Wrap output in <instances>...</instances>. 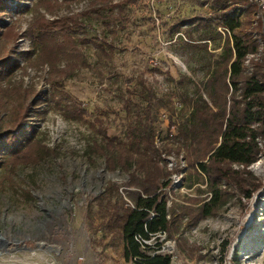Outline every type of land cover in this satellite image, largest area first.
I'll use <instances>...</instances> for the list:
<instances>
[{"label":"rangeland","instance_id":"1","mask_svg":"<svg viewBox=\"0 0 264 264\" xmlns=\"http://www.w3.org/2000/svg\"><path fill=\"white\" fill-rule=\"evenodd\" d=\"M52 1H0V264H137L124 257L119 216L132 205L129 173H144L135 163L130 172L108 165L100 150L107 139L126 143L128 123L149 101L162 153H142L144 176L171 170V223L148 251L160 244L172 264H264V138L250 174L221 179L220 209L197 220L209 177L184 149L168 152L173 122L192 96H205L226 43L212 0L125 1L116 20L94 0ZM247 1L235 0L232 14L242 21L234 33L260 44L249 72L264 56V0ZM84 11L65 50L61 34H41L43 18ZM19 124L27 135L9 147L4 139Z\"/></svg>","mask_w":264,"mask_h":264},{"label":"trees","instance_id":"2","mask_svg":"<svg viewBox=\"0 0 264 264\" xmlns=\"http://www.w3.org/2000/svg\"><path fill=\"white\" fill-rule=\"evenodd\" d=\"M0 1L3 8L7 7L3 0ZM70 1L52 2L62 6ZM113 1L93 2L108 5L111 19L116 20L126 9L125 1L134 0H120L115 3ZM234 3L235 0L211 2V6L217 9L211 13L216 19V25L228 33L226 43L204 83L205 96L203 93L192 96L189 100L190 109L182 114L178 121L173 122L174 125L176 123L173 139L177 145L168 148V152L176 150L178 153L184 149L188 164L209 177L210 196L196 208L195 220L208 217L220 209L222 196L219 181H231L238 173L249 175L247 168L256 162L263 152L260 139L264 138V56L253 63L252 71L247 72L248 56L257 54L260 44L257 40L234 33L242 25L241 19L232 14L236 9ZM115 10L118 11L117 14ZM88 13L84 11L52 20L43 18L41 34H61L62 47L65 50L66 46L74 42V32L81 26L79 17ZM142 85L147 95L154 96L150 87L144 82ZM184 95L187 97L188 93ZM154 119L153 103L149 101L142 107L139 117L128 123L126 143L115 141L114 138L107 139L106 145L103 146L104 151H100L106 156L108 165L120 163L122 168L130 172L134 166L132 163H135V169L145 175L148 163L142 159V153L149 152L159 157L162 153L156 143ZM17 129L4 139L7 146L18 145L22 137V133L19 136L18 131L23 132L24 125L19 124ZM26 135L27 133H23L22 138ZM144 175L129 173L130 184L127 192L132 205L124 207L119 216L124 257L126 261L137 264H172L171 254L156 252L160 249V244L155 253L148 251L153 248L149 240L170 232V210L165 190L170 183L165 179L171 175V170L165 166L156 176ZM138 237L148 242H140Z\"/></svg>","mask_w":264,"mask_h":264},{"label":"built area","instance_id":"3","mask_svg":"<svg viewBox=\"0 0 264 264\" xmlns=\"http://www.w3.org/2000/svg\"><path fill=\"white\" fill-rule=\"evenodd\" d=\"M140 242H148L147 240H144L143 238H140L139 239V237L137 238ZM156 252H162V250L161 249H158ZM155 253V252H154Z\"/></svg>","mask_w":264,"mask_h":264}]
</instances>
